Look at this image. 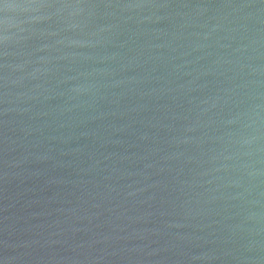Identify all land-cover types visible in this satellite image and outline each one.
I'll return each mask as SVG.
<instances>
[{"label": "water", "instance_id": "1", "mask_svg": "<svg viewBox=\"0 0 264 264\" xmlns=\"http://www.w3.org/2000/svg\"><path fill=\"white\" fill-rule=\"evenodd\" d=\"M0 264H264V0H0Z\"/></svg>", "mask_w": 264, "mask_h": 264}]
</instances>
